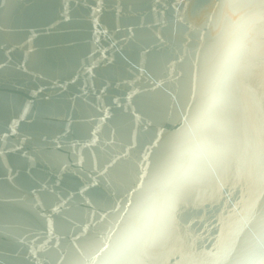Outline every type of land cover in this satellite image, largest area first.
<instances>
[{
    "label": "water",
    "instance_id": "obj_1",
    "mask_svg": "<svg viewBox=\"0 0 264 264\" xmlns=\"http://www.w3.org/2000/svg\"><path fill=\"white\" fill-rule=\"evenodd\" d=\"M213 2L0 0V219L15 237L0 243V264H69V242L78 247L87 225L99 233L105 214L127 206L123 178L151 156L153 130L179 127ZM218 195L206 199L214 195L204 186L188 193L180 226L192 225L194 238L230 202ZM34 243L38 257L29 255ZM168 247L153 264H176L173 253L164 260Z\"/></svg>",
    "mask_w": 264,
    "mask_h": 264
},
{
    "label": "clouds",
    "instance_id": "obj_2",
    "mask_svg": "<svg viewBox=\"0 0 264 264\" xmlns=\"http://www.w3.org/2000/svg\"><path fill=\"white\" fill-rule=\"evenodd\" d=\"M200 31L185 82L187 119L182 116L181 125L160 149L157 162L144 173L132 202L110 219L81 264H153L154 253L170 227L165 215L169 197L177 186L191 192L207 183L202 170L173 177L188 154L192 126L213 102L218 109L246 103L249 82L264 80V0H214ZM228 163L233 170L243 167L239 145Z\"/></svg>",
    "mask_w": 264,
    "mask_h": 264
},
{
    "label": "snow or ice",
    "instance_id": "obj_3",
    "mask_svg": "<svg viewBox=\"0 0 264 264\" xmlns=\"http://www.w3.org/2000/svg\"><path fill=\"white\" fill-rule=\"evenodd\" d=\"M254 2L260 3L261 0ZM163 83L165 82L162 81L158 87ZM195 87L193 80V95ZM185 88L186 85L184 96ZM4 99V96L0 95V106H3ZM10 102L14 103L15 98H10ZM179 107L181 111L177 123L180 126V117L187 118L184 102L180 103ZM168 139L169 133L163 130V126L160 131L153 130L152 140L158 143L152 145L151 156L146 155L139 160L138 171L130 177L132 192L126 196L127 205L132 202L133 195L138 191L137 181L142 183L144 180V175L140 173L147 171V161L151 160L152 165H155L160 149ZM149 144H152L151 140ZM237 145L242 149L244 165L233 170L228 160ZM197 170L204 171L207 177L204 187L210 188L214 197L227 192L230 202L225 205L224 211H219L218 215L214 214L207 224L202 219L196 226L199 235L194 238L192 225L187 229L180 226L183 205L190 192L177 186L165 205V215L170 227L163 240L164 244L171 247L176 264H264V80L253 79L249 82L246 103L218 109L213 102L201 113L196 124L192 126L188 154L178 163L173 177L188 175ZM230 186L238 190V197L229 191ZM219 202L222 203L223 200ZM109 222V215L105 214L103 224L107 226ZM208 224H211V228ZM87 229V232L75 239L74 243L78 247H73L72 242H69V251L62 257L69 261V264H81L83 255L102 232L96 233L91 224L87 225ZM200 229H203V232H200ZM6 233L10 240L15 241V237L7 232L5 222L0 219V243ZM48 235L51 237L52 233L49 232ZM73 236L75 237V232ZM39 252L40 249L36 248L34 243L29 255L38 257ZM33 264H38V261L34 259Z\"/></svg>",
    "mask_w": 264,
    "mask_h": 264
},
{
    "label": "bare ground",
    "instance_id": "obj_4",
    "mask_svg": "<svg viewBox=\"0 0 264 264\" xmlns=\"http://www.w3.org/2000/svg\"><path fill=\"white\" fill-rule=\"evenodd\" d=\"M129 128L130 127H128V129ZM133 173H134V168H132L130 170L129 174L128 175H125V177L123 179L129 181L130 180V177L132 176ZM215 197H217V196L215 195ZM215 197L214 196H211L210 198L206 197V199H209L210 200V199H214ZM218 197H220V195H218ZM185 229H187V228H185ZM161 250L163 252L164 260H166L172 254V251H171V247L170 246L168 248H162Z\"/></svg>",
    "mask_w": 264,
    "mask_h": 264
}]
</instances>
